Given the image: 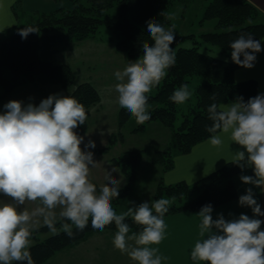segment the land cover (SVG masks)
Returning <instances> with one entry per match:
<instances>
[{"label": "clouds", "instance_id": "clouds-1", "mask_svg": "<svg viewBox=\"0 0 264 264\" xmlns=\"http://www.w3.org/2000/svg\"><path fill=\"white\" fill-rule=\"evenodd\" d=\"M146 24L154 43L144 41L140 58L114 73L118 81L114 85L116 103L138 124L150 119L147 94L176 63V53L170 47L175 40V24L169 28L156 20ZM34 32H38L34 27L19 29L22 38ZM230 48L232 61L244 68L254 67L256 53L262 50L260 41L250 33H241L230 42ZM191 95L188 85L182 84L169 99L183 104ZM211 99L215 100V95ZM4 109L0 114V195L11 202H0V264H34L30 241L41 221L53 233L58 232V220L70 221L62 223L59 230L71 237L73 226L83 231L90 218L95 230L115 224L113 245L135 264H163L169 259L153 245L166 238L164 215L170 200L143 202L117 214L112 200L119 196L118 181L109 174L108 182L97 191L90 180V168L96 166L93 152L81 148L84 138L75 131L87 120L83 104L74 96L54 94L38 106L12 100ZM207 111L212 121L206 129L212 134L209 143L219 147L223 141L217 133L229 134L232 142L246 150L237 151L233 162L242 170L250 166L254 172V176L241 175V181L264 192V94L247 102L238 97L230 105L212 103ZM85 148H95V142L89 140ZM26 202L37 206L31 211L21 209ZM239 204L250 207L253 218L240 214L238 219L226 220L218 214L213 220L212 206L201 208L197 214L201 218L200 239L190 251L194 264H264V230H260L264 221L254 218L264 216V212L251 188L239 197ZM129 217L142 226V231L131 232L125 222Z\"/></svg>", "mask_w": 264, "mask_h": 264}, {"label": "trees", "instance_id": "trees-1", "mask_svg": "<svg viewBox=\"0 0 264 264\" xmlns=\"http://www.w3.org/2000/svg\"><path fill=\"white\" fill-rule=\"evenodd\" d=\"M21 1H17L16 9ZM174 1L86 0L84 3L82 0H70L72 5L68 8L62 7L52 12H34L31 17L33 19L39 15L36 19L16 28L9 36L0 40V84L4 88L0 100L15 87L36 76L62 87H74L70 95L83 104L87 111V120L75 131L78 135L84 134L88 129L91 107L99 103L100 94L92 82L76 84L75 74L69 64L54 63L41 55L48 33L55 31L64 34L70 40H83L95 36L101 26H106L115 33L117 50L132 58L140 57L143 54V42L154 43L148 34L146 21L156 20L162 26L171 24L170 19L166 17L169 16V8ZM113 6H117L116 13L107 14ZM206 19H216L217 30L202 33V38L218 46L225 53H231L230 42L237 39L241 33H250L253 39L258 41L264 38V13L248 0H211L204 11L203 20ZM26 27H34L38 32L22 38L19 29ZM174 35L175 40L170 47L176 53V63L167 70V75L160 84L154 87L155 91L147 94L150 119L143 124L137 123L130 130L143 131L151 122H160L172 130L169 146L164 150H155L151 159L152 163L160 164L164 169L173 166L177 153L190 151L194 144L212 135L206 130L212 125L207 111L212 103L221 105L235 101L238 97H243L244 102H247L249 98L257 96L258 89L254 80L245 82L234 80L233 73L239 65L231 58L202 51L201 43L196 39L191 47L180 46L186 38L194 39V34ZM7 70L9 74L6 73ZM196 78L198 82L194 89L195 103L191 106L189 104L190 107L182 113L181 122L177 124L180 104L172 102L169 97L182 84H187L191 88ZM213 95L216 97L215 100L211 99ZM132 118L126 109L120 107L118 112L120 132L113 133L109 144L98 151L107 152L118 139H124L121 130ZM142 153L143 150L140 149L128 150L112 159L126 177V184L119 189V196L112 200L114 210L135 190ZM244 169H251L253 172L250 166ZM243 170L231 161L192 184L184 181L165 184L160 178L154 193V201L160 198L170 200L169 211L164 218L177 211H199L209 204L212 207L219 206L237 197L233 178ZM65 222L70 223L58 220L56 224L58 232L48 236L45 234L51 231L46 226H40L32 232L33 242L30 241L29 251L34 264H42L56 252L82 242L92 233L100 232L92 228L90 218L88 226L83 231L73 226L74 234L69 237L59 230L60 225ZM125 222L129 224L131 232L142 231V226L134 223L130 217L126 218ZM105 230L117 229L113 223L106 226L103 231Z\"/></svg>", "mask_w": 264, "mask_h": 264}, {"label": "rangeland", "instance_id": "rangeland-1", "mask_svg": "<svg viewBox=\"0 0 264 264\" xmlns=\"http://www.w3.org/2000/svg\"><path fill=\"white\" fill-rule=\"evenodd\" d=\"M82 1L84 3L86 2V0ZM210 1L211 0H175L169 8V16L173 17V19H170L171 24L165 25L164 27L169 28L171 25L175 24V33L182 35H195L194 39L190 37L186 38L180 43V46L191 47L194 45V41L196 39L200 41L202 51L219 57L231 58V53L223 52L221 48L205 41L201 36L204 32L217 30L216 19L203 20L204 11ZM56 3L58 6H56V9L62 7L68 8L72 5L70 0H60L56 1ZM56 9L40 11L38 13L52 12ZM16 11L19 14L18 24L5 30V32L0 35V40L9 36L16 30V28L26 25L39 16L37 15L32 19L31 16H33L34 12L27 10L25 5L22 3L17 6ZM116 11L117 6H113L107 11V14L114 15ZM96 35V41L83 39L84 41L73 43L71 50L57 55L58 58L62 57V59L71 61L72 69L75 74V81L77 80L76 84L85 81L92 82L100 94V101L96 105L97 107H91V125L88 132L82 136L84 138L81 144L83 148H85V145L88 144L89 140L95 142V148H104L109 142L111 133L120 132L117 118L120 106L116 103L118 94L114 90V85L118 83V81L116 80L114 73L117 70L122 71L128 62H134L137 60V58H129L125 55V53L123 54L121 51L119 52L116 49H112L110 40L114 39L115 43L116 36L111 29L106 26H101ZM101 39L104 41H100ZM6 73L9 74V71L7 70ZM38 78L39 76H36L30 86L28 85L27 87H23L21 89L17 87L9 93L8 96L1 99L0 114H3L5 111L4 105L12 100L22 101L25 106L28 103L38 106L41 100L46 99L49 95L59 94L67 96V89H64L61 86H59L60 88L53 89L44 86H39V88L37 85V83H39L37 80ZM80 79L84 81L80 82ZM197 82L198 78L194 80L191 88H189L192 92L191 97L185 103L179 105L177 124L181 122L182 113L188 110V108L195 103L196 99L194 89ZM3 90L4 88L0 84V94L3 93ZM154 91L155 89L153 88L151 92ZM136 124L137 122L133 117L125 125V128L121 130L123 132L124 139H118L117 142L112 145L110 150L108 152H104V154H96V152L93 153L94 161L106 162L110 161L111 158L123 155L126 151L133 148L143 149L138 181L134 190L135 192L131 194L132 196H129L128 198L126 197L125 199L127 200L123 203L121 202L125 208L121 205L116 206L115 211L117 214L127 211V206L129 205L130 207H133L138 206L143 202L151 203L154 201L156 184L160 180V166L157 170V168L153 166L151 159L154 151L161 148H163V150L166 149L172 138V134H170V131L172 130L165 127L160 122L148 123L143 131L131 132L130 130ZM85 149L88 150L91 148ZM95 171V169H90V173H95ZM123 186L118 188H123ZM52 233L53 232H49L45 235L48 236ZM113 238V232H108L107 234H102L101 236L97 235L91 238L89 237L88 240L81 242V244L69 246L65 248V250H62L63 252L58 251L53 261L48 259L42 264H134L126 253H121L114 247L112 242Z\"/></svg>", "mask_w": 264, "mask_h": 264}, {"label": "crops", "instance_id": "crops-1", "mask_svg": "<svg viewBox=\"0 0 264 264\" xmlns=\"http://www.w3.org/2000/svg\"><path fill=\"white\" fill-rule=\"evenodd\" d=\"M17 1L18 0H0V35L3 32H5V30L12 28L13 26L18 24L19 14H17L15 8ZM248 1L253 3L256 7H258L259 10H261L264 13V0H248ZM20 3L25 5L27 10H31L33 12L49 11L56 9L58 7L55 0H22ZM96 38L97 35L84 40L96 41L97 40ZM84 40H70L69 38H66L64 34L55 31L50 32L48 33L45 39L46 44L41 50V55L43 57L49 58L54 63H67L72 68V64L70 60L62 59V57L58 58L57 55H60L62 53L71 50V46L73 43L75 42L78 43ZM100 41H104V40L101 39ZM110 42L112 49L117 50L116 45L114 43V39H111ZM260 44L262 50L259 53H256V61L254 63V67L244 68L238 66L233 73V78L236 82H245L250 80L256 81L258 87L257 95L264 94V38L260 40ZM125 55L128 56L126 53ZM128 57L132 58L130 56ZM136 58L138 59L140 57H135L133 59ZM37 80L39 82V83L36 82L38 87L44 86L51 89L60 88L59 87L60 85L46 80L44 81L42 77H39ZM32 81H34V79L24 84H21L17 87L21 89L23 87H27L28 85L30 86V84L33 83ZM82 81L84 80L80 79V82ZM17 87H15L13 90H15ZM63 88L67 89L66 95L68 96L71 94L74 87H63ZM233 102L234 101H228L222 103L221 105H230ZM93 107H97V106L94 105L92 106V108ZM91 114L92 112H90L88 118V129L84 134H86L90 129ZM84 134L79 136L82 137ZM112 134L113 132L111 133L110 138ZM170 134H172V131H170ZM217 134L221 135V139L223 141V143L219 147H213L209 143V138H210L209 137L194 144L190 149V151L185 153H177L174 157V164L169 169H164L163 166H161L160 164L152 163L153 166L157 168V170L159 169L160 166L159 179L161 178L165 184H175L182 181L192 184L197 180L209 175L213 171H216L217 169L221 168L226 163L234 161L235 153L237 151L246 152V150L243 149L240 145L231 141L229 134H223L221 132H218ZM168 144H170V142ZM81 148L85 151H91L93 153L96 152V154H104V152L98 151L99 149H103V148H91L87 150L83 148L82 145ZM134 149H140V148H133L131 150ZM162 149L163 148L157 150H162ZM245 157H247V154L245 155ZM112 159L113 158H111L110 161H106V162L95 161L96 167L90 168L91 170L94 169L96 170L95 173H90V180L97 186V191H99V188L102 185L108 182L106 178L109 176V174H111V176L118 181L117 187H121L126 184V177L124 173L122 172L120 167L114 163ZM241 175L254 176V172H252L251 169H244L243 171L239 172L234 176L233 180L237 189V197L229 202H226L216 207H212L213 220L218 218V214H223L226 220L238 219L240 214H246L250 218H253L252 209L247 206H240L239 204V197L246 194V190L248 188L252 189L254 194V199L257 200V202L261 206V211L264 212V192H262L259 187H256L251 184L243 183L240 179ZM125 200L127 199H124V201ZM124 201H122V203ZM0 202H11V200L9 197L0 195ZM122 203L120 204L121 206H123ZM36 206H37L36 203L26 202L25 205L20 206V208L21 209L27 208L29 211H31ZM127 207H130V205ZM199 211H177L165 216L164 220L168 226L166 230V238L159 245H153V247L159 248L161 254L169 258L167 261L163 262V264H194V262L190 258V251L194 246L195 242L198 239H200L198 235V225L201 222V218L197 215ZM254 218H258L264 221V216H259ZM260 230H264V223L261 224ZM116 231L117 230H112V231L105 230V231L96 232L95 234L92 233V235L90 234L82 242L88 240L89 237L91 238L97 235L101 236L102 234H107L108 232H113V234L115 235ZM129 234H131V232ZM78 244H81V242ZM60 251L63 252L62 250ZM56 253L50 258V261H53V259L56 256Z\"/></svg>", "mask_w": 264, "mask_h": 264}]
</instances>
